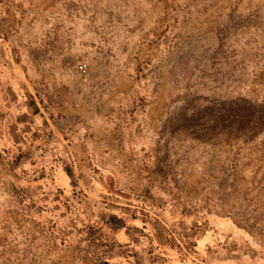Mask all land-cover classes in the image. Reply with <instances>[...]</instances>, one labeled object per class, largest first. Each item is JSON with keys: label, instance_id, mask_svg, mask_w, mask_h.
<instances>
[{"label": "rangeland", "instance_id": "obj_1", "mask_svg": "<svg viewBox=\"0 0 264 264\" xmlns=\"http://www.w3.org/2000/svg\"><path fill=\"white\" fill-rule=\"evenodd\" d=\"M0 264H264V0H0Z\"/></svg>", "mask_w": 264, "mask_h": 264}, {"label": "trees", "instance_id": "obj_2", "mask_svg": "<svg viewBox=\"0 0 264 264\" xmlns=\"http://www.w3.org/2000/svg\"><path fill=\"white\" fill-rule=\"evenodd\" d=\"M135 229L134 227H130V225H127V227L125 228V231H128L129 229ZM140 229H143V228H140ZM137 230H138V228H137Z\"/></svg>", "mask_w": 264, "mask_h": 264}, {"label": "built area", "instance_id": "obj_3", "mask_svg": "<svg viewBox=\"0 0 264 264\" xmlns=\"http://www.w3.org/2000/svg\"><path fill=\"white\" fill-rule=\"evenodd\" d=\"M79 70H80V71H83V67H82V66H79Z\"/></svg>", "mask_w": 264, "mask_h": 264}]
</instances>
